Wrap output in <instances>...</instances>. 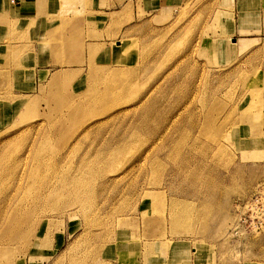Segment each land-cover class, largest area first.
Here are the masks:
<instances>
[{
  "label": "rangeland",
  "instance_id": "rangeland-1",
  "mask_svg": "<svg viewBox=\"0 0 264 264\" xmlns=\"http://www.w3.org/2000/svg\"><path fill=\"white\" fill-rule=\"evenodd\" d=\"M95 1L53 0V15L62 28ZM125 1L101 4L112 12ZM146 1L134 18L133 0L108 14L96 36L95 23L74 24L84 85L58 70L36 87L27 71L17 96L0 66V264H95L115 244L118 256L133 244V264H264V34L224 36L240 44L227 57L207 39L226 34L227 0L147 13ZM27 16L9 41L26 31L19 41L47 58L59 40ZM62 180L83 196L45 194Z\"/></svg>",
  "mask_w": 264,
  "mask_h": 264
},
{
  "label": "crops",
  "instance_id": "crops-1",
  "mask_svg": "<svg viewBox=\"0 0 264 264\" xmlns=\"http://www.w3.org/2000/svg\"><path fill=\"white\" fill-rule=\"evenodd\" d=\"M43 3L47 4L48 7L47 11L43 14L38 13L37 3L36 0H24L18 1L17 3L7 4L6 0H0V66L3 70L8 72V91L12 92L14 95L19 96L20 94H25L27 91L26 88V75L27 71L31 78H33V82L31 85H35L36 87L41 84L43 81H48L49 78L54 75L55 71L64 70L69 74H77L75 79L77 80L76 83L71 84L72 86H81L84 74H85V67L82 64H79L78 67L75 66V62L81 60L82 58V48L79 42V38H82L81 30L82 27L76 28L74 24H81L82 22L88 23H95L94 30L92 31L96 36L99 32H102L103 29L106 27L107 19L110 18L113 12L117 13L123 9L124 6L128 5L129 0H126L125 3L121 6L119 4L120 9H115L112 12H107V6H103L101 3H105L107 0H96L98 4L96 5L95 2H91L89 7H87L86 12L89 15L81 16H70L68 17L69 20L64 22L63 27L61 28L58 23L61 22V17L54 14V3L53 0H41ZM180 1V0H178ZM242 1V2H241ZM227 0V6L230 10L228 11V15L226 19H218V21H224L227 23L228 30L226 34L217 33L216 35H210L207 39L214 40L220 39L223 41L224 36H228L229 38H234V34H237V38H243L253 40L259 39L260 37L255 36L257 33L264 34V0ZM22 3V4H21ZM24 3V5H23ZM31 3V4H30ZM140 4H137V0H133V18L137 13V7ZM145 6L144 12H152L154 9L156 10H163L169 8L170 6L176 5L174 0H148L146 4H142L141 6ZM132 5L127 6L130 10ZM11 11L13 12L11 14ZM29 16V22H33L34 26L37 30L40 31V37L43 35L50 36L55 39H58L57 42V49L54 52H48V57H43L44 55L39 56V45L37 42H34L33 52L30 51V48H26L24 42L19 41L22 38H25L26 31L16 32L12 35L13 38H17L19 40L9 41L11 38V31H10V24H20L22 21H25L26 18ZM39 14V15H37ZM109 14V15H108ZM115 16L114 21L118 24L119 28L122 27L123 17ZM64 19V18H63ZM62 23V22H61ZM71 23L74 25H71ZM50 24V25H49ZM58 24V25H57ZM39 25V26H38ZM60 31L55 33L52 28L58 27ZM101 26V27H100ZM103 26V28H102ZM37 31V32H39ZM252 34V36H249ZM102 35V34H101ZM104 37V35H103ZM7 39V41H6ZM78 39L77 44V57H74L73 50L70 48L76 47V40ZM12 40V38H11ZM255 41V40H254ZM8 42V44H6ZM103 43L100 40L93 41V44H100ZM225 43L229 54L239 48L238 45L240 44H231L223 41ZM33 55H32V54ZM43 53V52H42ZM54 55L57 63L53 62V57L50 55ZM71 55V57H70ZM41 61H44L41 63ZM71 65H68V64ZM57 65H62L57 67ZM80 69V71H79ZM46 72V76L44 78H40V72ZM12 77V79H11ZM48 79V80H47ZM30 85V86H31ZM84 85V82H83ZM10 95V94H8ZM130 245V246H129ZM128 246L125 245V255L118 256L117 251L119 246L122 245L115 244L114 246V256L110 257L107 255H103L102 253L96 256L95 264H133V244H129ZM122 251V248H120ZM169 255V254H168ZM125 257V258H124ZM148 264H164V262H151Z\"/></svg>",
  "mask_w": 264,
  "mask_h": 264
},
{
  "label": "bare ground",
  "instance_id": "bare-ground-1",
  "mask_svg": "<svg viewBox=\"0 0 264 264\" xmlns=\"http://www.w3.org/2000/svg\"><path fill=\"white\" fill-rule=\"evenodd\" d=\"M69 1H71V0H69ZM107 73V72H106ZM111 85H113L112 83H109V86H111ZM113 92V90H109V92H108V94H110V95H112L113 96V94L115 93H112ZM245 118V117H244ZM242 119V118H241ZM264 124V123H263ZM263 126V125H262ZM186 129V128H185ZM187 130V129H186ZM183 132V131H182ZM184 132H186V131H184ZM230 135V134H229ZM232 135H234V134H232ZM261 136V135H260ZM34 166V165H33ZM42 172V171H41ZM61 179V178H60ZM71 181H73V180H70L69 182H67L66 180L64 181V180H62V181H60L61 182V184H58V186H51V185H46L47 183H48V181H46L47 183L45 184L46 185V187H45V190H46V192H45V194H49V195H55V197L57 198L58 196H63L64 194L63 193H60V190H65V189H68L69 191H72V190H74L75 189V196H76V198H81L82 196H83V193L80 191V190H78V189H80V186H79V184L77 183V182H75V183H71ZM70 187V188H69ZM72 188V189H71ZM77 189V190H76ZM78 191V193H76ZM41 196H43V194H41ZM148 196V195H147ZM77 202V201H76ZM81 209V208H80ZM82 210V209H81ZM15 212V211H14ZM14 212H13V214H12V216H14ZM10 215V214H9ZM16 216H14V218H15ZM17 218V217H16ZM16 218L14 219V220H16ZM18 219V218H17ZM11 223H12V218H8L7 219V221H6V224L7 225H9V227L11 226ZM178 225V224H177Z\"/></svg>",
  "mask_w": 264,
  "mask_h": 264
},
{
  "label": "built area",
  "instance_id": "built-area-1",
  "mask_svg": "<svg viewBox=\"0 0 264 264\" xmlns=\"http://www.w3.org/2000/svg\"><path fill=\"white\" fill-rule=\"evenodd\" d=\"M248 206H250V205H248Z\"/></svg>",
  "mask_w": 264,
  "mask_h": 264
}]
</instances>
